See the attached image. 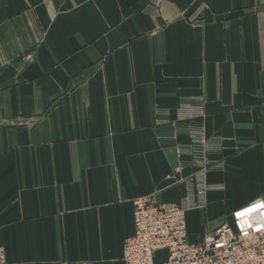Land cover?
Instances as JSON below:
<instances>
[{
	"label": "crops",
	"instance_id": "obj_1",
	"mask_svg": "<svg viewBox=\"0 0 264 264\" xmlns=\"http://www.w3.org/2000/svg\"><path fill=\"white\" fill-rule=\"evenodd\" d=\"M192 125L222 165L187 212L199 242L264 196V0H0L7 264H125L134 199L178 203L200 170Z\"/></svg>",
	"mask_w": 264,
	"mask_h": 264
},
{
	"label": "built area",
	"instance_id": "obj_2",
	"mask_svg": "<svg viewBox=\"0 0 264 264\" xmlns=\"http://www.w3.org/2000/svg\"><path fill=\"white\" fill-rule=\"evenodd\" d=\"M178 113L193 117L204 109L183 103ZM186 131L190 141L178 145L177 152L200 170L188 179V192L178 203L163 202L157 193L134 199V233L124 244L125 264H264V196L235 209L201 241L189 240L187 212L206 206L207 174L222 165L210 157L220 146L208 140L202 125ZM0 264H7L3 246Z\"/></svg>",
	"mask_w": 264,
	"mask_h": 264
}]
</instances>
